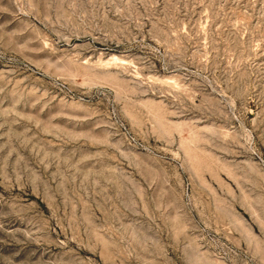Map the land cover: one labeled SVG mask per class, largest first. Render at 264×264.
I'll use <instances>...</instances> for the list:
<instances>
[{
    "label": "rangeland",
    "instance_id": "rangeland-1",
    "mask_svg": "<svg viewBox=\"0 0 264 264\" xmlns=\"http://www.w3.org/2000/svg\"><path fill=\"white\" fill-rule=\"evenodd\" d=\"M0 264H264V0H0Z\"/></svg>",
    "mask_w": 264,
    "mask_h": 264
}]
</instances>
